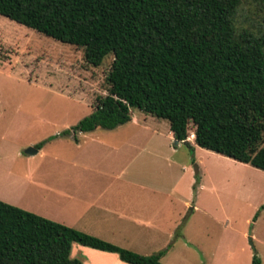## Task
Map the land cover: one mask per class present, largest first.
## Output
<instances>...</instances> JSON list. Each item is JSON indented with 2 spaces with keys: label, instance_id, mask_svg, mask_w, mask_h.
<instances>
[{
  "label": "trees",
  "instance_id": "16d2710c",
  "mask_svg": "<svg viewBox=\"0 0 264 264\" xmlns=\"http://www.w3.org/2000/svg\"><path fill=\"white\" fill-rule=\"evenodd\" d=\"M246 10L260 28L240 22ZM0 15L83 48L92 66L114 54L108 95L62 136L115 130L137 109L191 149L193 125L201 148L264 171V0H0ZM75 243L164 264L165 251L140 255L0 201V264H83Z\"/></svg>",
  "mask_w": 264,
  "mask_h": 264
},
{
  "label": "rangeland",
  "instance_id": "374dc122",
  "mask_svg": "<svg viewBox=\"0 0 264 264\" xmlns=\"http://www.w3.org/2000/svg\"><path fill=\"white\" fill-rule=\"evenodd\" d=\"M246 16L247 10L242 11L240 22L255 29L257 22L247 21ZM113 62L110 54L101 66H92L83 48L0 15V201L72 227L77 215L68 199L53 188L73 185L75 180L77 184L82 177L65 175L66 165L56 163L54 156L73 152L58 141H64L63 132L92 114L98 99L108 95ZM133 118L146 120L150 129L170 127L168 121L137 109ZM189 131L190 140L193 125ZM134 134L145 135L144 131ZM44 141L48 142L43 156L27 153ZM180 151L190 157L186 180L193 182L186 196L191 204L180 209L189 216L193 240L201 245V249L188 245L187 256L201 264H252L257 252L264 261V171L200 147L183 144ZM141 199H145L142 194ZM72 228L81 231L78 228L83 226ZM130 242L111 243L130 250ZM74 246L76 259L101 264L96 254Z\"/></svg>",
  "mask_w": 264,
  "mask_h": 264
},
{
  "label": "crops",
  "instance_id": "0c3cea01",
  "mask_svg": "<svg viewBox=\"0 0 264 264\" xmlns=\"http://www.w3.org/2000/svg\"><path fill=\"white\" fill-rule=\"evenodd\" d=\"M146 122L132 114L130 123L115 130L99 128L58 141L73 152L68 157L54 156L55 162L66 165L65 175L82 179L53 189L68 199L77 215L70 226L82 225L78 229L107 242L131 241L130 251L140 255L165 251L162 261L166 264H201L187 256L188 245L198 249L201 245L193 240L189 216L180 209L191 204L186 196L193 187L186 180L190 157L180 153L186 144L175 139L170 127L150 129ZM141 131L143 137L134 134ZM189 142L200 147L195 139ZM37 154L43 156L44 148ZM141 194L145 199L139 201ZM81 250L96 254L101 264H128L115 253ZM71 256L77 257L74 245Z\"/></svg>",
  "mask_w": 264,
  "mask_h": 264
},
{
  "label": "water",
  "instance_id": "95a60500",
  "mask_svg": "<svg viewBox=\"0 0 264 264\" xmlns=\"http://www.w3.org/2000/svg\"><path fill=\"white\" fill-rule=\"evenodd\" d=\"M176 144H178V141H176ZM27 153H28L29 155H35V154L38 153V150L35 149V148H29L28 151H27ZM198 172H199L198 169H196V173H198Z\"/></svg>",
  "mask_w": 264,
  "mask_h": 264
},
{
  "label": "built area",
  "instance_id": "2783aa9c",
  "mask_svg": "<svg viewBox=\"0 0 264 264\" xmlns=\"http://www.w3.org/2000/svg\"><path fill=\"white\" fill-rule=\"evenodd\" d=\"M191 138H192V139H195V138H196V137H195V132L192 133Z\"/></svg>",
  "mask_w": 264,
  "mask_h": 264
}]
</instances>
